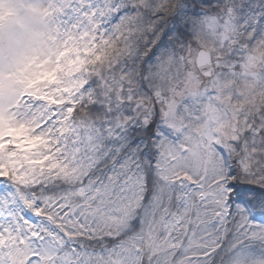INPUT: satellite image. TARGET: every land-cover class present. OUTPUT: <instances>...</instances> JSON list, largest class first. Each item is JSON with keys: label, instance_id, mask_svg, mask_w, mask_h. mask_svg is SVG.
Here are the masks:
<instances>
[{"label": "snow or ice", "instance_id": "snow-or-ice-1", "mask_svg": "<svg viewBox=\"0 0 264 264\" xmlns=\"http://www.w3.org/2000/svg\"><path fill=\"white\" fill-rule=\"evenodd\" d=\"M0 264H264V0H0Z\"/></svg>", "mask_w": 264, "mask_h": 264}]
</instances>
